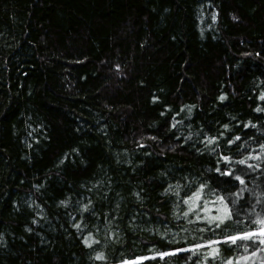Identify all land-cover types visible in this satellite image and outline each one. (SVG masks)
I'll return each instance as SVG.
<instances>
[{"label": "trees", "instance_id": "1", "mask_svg": "<svg viewBox=\"0 0 264 264\" xmlns=\"http://www.w3.org/2000/svg\"><path fill=\"white\" fill-rule=\"evenodd\" d=\"M262 220L264 0H0V264H264Z\"/></svg>", "mask_w": 264, "mask_h": 264}, {"label": "snow or ice", "instance_id": "2", "mask_svg": "<svg viewBox=\"0 0 264 264\" xmlns=\"http://www.w3.org/2000/svg\"><path fill=\"white\" fill-rule=\"evenodd\" d=\"M213 20H215V16H213ZM221 99H223V97H221ZM225 128H227V125H225ZM215 138H211V139H209V143H212L213 142V140H214ZM223 159L225 160V161H227L229 158L227 157V156H225V157H223ZM240 163H244V161L243 160H241L240 161ZM219 171V170H218ZM226 175H231V172H227V173H225ZM236 179H240V177H236ZM241 183H243V181H241ZM223 198H221V200H222ZM61 203H64V201H61ZM260 223H262V224H264V220H262V221H260ZM77 227H79V225H77ZM247 235V234H246ZM227 239H229V240H232V241H235L236 239H237V237H227ZM262 243H264V241H261ZM98 258H99V254H98Z\"/></svg>", "mask_w": 264, "mask_h": 264}, {"label": "rangeland", "instance_id": "3", "mask_svg": "<svg viewBox=\"0 0 264 264\" xmlns=\"http://www.w3.org/2000/svg\"><path fill=\"white\" fill-rule=\"evenodd\" d=\"M263 232H264V230H263Z\"/></svg>", "mask_w": 264, "mask_h": 264}]
</instances>
